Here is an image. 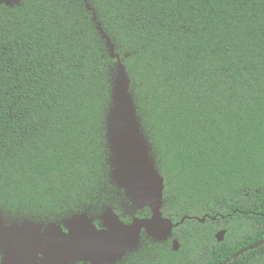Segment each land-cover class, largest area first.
Segmentation results:
<instances>
[{"label": "trees", "instance_id": "1", "mask_svg": "<svg viewBox=\"0 0 264 264\" xmlns=\"http://www.w3.org/2000/svg\"><path fill=\"white\" fill-rule=\"evenodd\" d=\"M87 3L130 79L142 133L164 178L162 214L174 223L191 217L173 229L178 250L169 239L143 234L139 246L113 264H264V244L243 251L264 239V0H170L143 7L114 0ZM40 16L65 21V43L74 52L71 67L57 63L50 49L40 50L43 60L34 66L30 58L37 51ZM92 16L83 0H53L47 7L37 0L0 5V31L6 37L0 215L7 222L61 223L81 212L97 219L106 208L126 222L130 212L150 216L145 207L135 210L111 180L106 116L116 58ZM221 21L227 29L217 27ZM206 22H212L217 36L212 64L200 43L201 37L207 39L200 27ZM158 32L192 46L176 50L151 42ZM239 48L246 54L238 58L233 53ZM34 71L55 81V91L41 92L34 81L29 83ZM224 72L232 77L230 83L244 86L243 98L237 94L231 105L214 99L190 102L197 84L210 73ZM45 117L49 120L42 126ZM194 122L203 129L197 142L208 163L191 174ZM50 159L55 167L46 164ZM65 174L75 179L65 184ZM206 214L217 218L198 221ZM220 227L226 229L221 242L214 236ZM238 251L243 252L233 257Z\"/></svg>", "mask_w": 264, "mask_h": 264}, {"label": "water", "instance_id": "2", "mask_svg": "<svg viewBox=\"0 0 264 264\" xmlns=\"http://www.w3.org/2000/svg\"><path fill=\"white\" fill-rule=\"evenodd\" d=\"M20 0H0V5L12 6ZM93 20L105 40L110 55L116 58V72L112 85L111 104L106 116V138L110 150L111 180L130 197L135 209L148 208L149 217H133L129 223L107 208L101 218V227L84 212L72 215L61 223L44 224L34 220L7 222L0 215V264H113L127 251L136 249L142 234L154 240H166L179 222L163 216L164 178L155 166L149 142L142 133L136 104L130 91V79L114 45L96 20ZM205 216L198 218L203 222ZM224 231L216 233L217 241L224 239ZM264 244V239L245 248L254 249ZM172 249H179L177 239H172ZM243 251H238L233 257ZM224 264V263H222Z\"/></svg>", "mask_w": 264, "mask_h": 264}, {"label": "snow or ice", "instance_id": "3", "mask_svg": "<svg viewBox=\"0 0 264 264\" xmlns=\"http://www.w3.org/2000/svg\"><path fill=\"white\" fill-rule=\"evenodd\" d=\"M53 0H37V3L43 7H47L49 3H52ZM67 2V0H65ZM84 3H87V0H83ZM115 3L123 4L124 6H150L157 3H165L170 2V0H114ZM150 22H145V24ZM212 22H206L200 25L202 32L207 33V39L205 40L203 37L200 38L201 46L206 50L205 58L209 64H212L216 59V53L218 50V46L216 48L212 47V41L217 39L216 33L211 28ZM145 24H141L139 31H145ZM36 30H38V34L36 36V49L34 56L30 59L33 60L34 66H39L43 60V55L41 53V49H50L48 55L55 53L56 62H63L66 67L72 66V58L74 56V52L71 50L70 45L65 43V40L68 37L64 34V26L65 21L59 17H48V16H40L35 21ZM223 26L225 29L228 28V25L223 21L220 22L217 27ZM22 39V37H21ZM5 42L6 37L2 31H0V91L3 90L5 81L3 79L4 76V50H5ZM151 42L159 43L163 45L168 43L174 49L180 50L181 48L191 47V42L189 41H173V39L167 35L166 33L158 32L155 37L152 38ZM234 55L238 58L243 57L246 53L242 48L235 49ZM51 61H49L50 63ZM36 83V86L40 89L41 92L52 90L55 91V81H49L47 79H41L36 75L35 71L32 73V82ZM232 81V77L224 72L223 76H217L210 73V78L205 77V80L196 85V90H194V96L192 97L190 102L200 103L206 100H215L217 102L227 101L229 105L232 104V98L239 94V98H243V85L236 82L230 83ZM238 107V105H237ZM55 112V108L52 109ZM49 120V117H45L44 121L41 122L42 126L46 125ZM192 132L191 135L193 137L192 148L188 153V171L191 174H196L207 165L208 161L205 159L203 154L199 151V144L197 142V138L200 137V133L203 131L202 128L199 127L198 122H194L191 124ZM47 151L49 153L54 154L55 148L51 145H46ZM3 164L4 157L3 153H0V179H2L3 173ZM46 164H49L51 167H55V164L51 163V159L46 161ZM75 178L70 174L63 175V181L65 184L71 183ZM82 179V178H81Z\"/></svg>", "mask_w": 264, "mask_h": 264}, {"label": "flooded vegetation", "instance_id": "4", "mask_svg": "<svg viewBox=\"0 0 264 264\" xmlns=\"http://www.w3.org/2000/svg\"><path fill=\"white\" fill-rule=\"evenodd\" d=\"M131 206L133 207V205H131ZM145 208H146V207H145ZM106 209H107V208H106ZM106 209H105V210H106ZM143 209H144V208H142V209H140V210H143ZM147 209H148V208H147ZM135 210H139V209H135ZM148 210H149V209H148ZM103 212H104V211H103ZM103 212L100 213L99 216H97V219L92 217L93 220H94V224H95L97 227H99V228L101 227V218H100V216L103 214ZM149 212H150V211H149ZM84 213H85V212H84ZM85 214H86V213H85ZM204 216H205V220L208 219V218H209V219H212V220H216V218H217V217H215V216L211 217V216H209L208 214H206V215H204ZM89 217H90V216H89ZM118 217H119V216H118ZM133 217H135V216L133 215V212H130V220L127 221V222H126V221H123V222H125V223H129V222L132 220ZM139 218H144V217H139ZM196 218H197V217H196ZM220 218H221V219H224V216H220ZM205 220H204L203 222H201V223H204ZM221 230L225 232V233H224V238H225V236H226V229L221 228V227H220L218 230H216V231L214 232V236H215V238H216V233L219 232V231H221ZM143 234H144V233H143ZM143 234H142V235H143ZM167 239H169V240L172 241V239H173V238H172V235H171L169 238H167ZM167 239H166V240H167ZM216 240H217V239H216ZM223 240H224V239H223ZM223 240H222V241H223Z\"/></svg>", "mask_w": 264, "mask_h": 264}]
</instances>
